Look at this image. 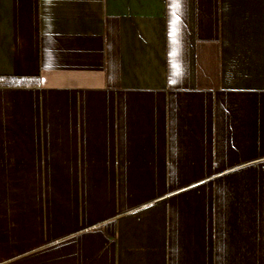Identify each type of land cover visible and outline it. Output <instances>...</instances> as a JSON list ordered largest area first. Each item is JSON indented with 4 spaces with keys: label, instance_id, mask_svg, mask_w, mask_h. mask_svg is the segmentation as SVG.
I'll return each mask as SVG.
<instances>
[{
    "label": "crops",
    "instance_id": "crops-1",
    "mask_svg": "<svg viewBox=\"0 0 264 264\" xmlns=\"http://www.w3.org/2000/svg\"><path fill=\"white\" fill-rule=\"evenodd\" d=\"M0 264H264V0H0Z\"/></svg>",
    "mask_w": 264,
    "mask_h": 264
}]
</instances>
